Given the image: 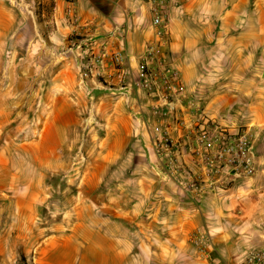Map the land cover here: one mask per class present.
Returning <instances> with one entry per match:
<instances>
[{"label": "rangeland", "instance_id": "rangeland-1", "mask_svg": "<svg viewBox=\"0 0 264 264\" xmlns=\"http://www.w3.org/2000/svg\"><path fill=\"white\" fill-rule=\"evenodd\" d=\"M54 14V0H0V264H41V244L55 234L63 242L78 234L81 249L88 237L107 247L100 220L109 203L131 207L146 191L142 177L153 176L154 164L148 148L157 152L172 121L155 113L143 89L128 101L107 82V70L83 82L81 59L92 51L85 55L87 43L78 47L85 35ZM169 161L160 174L176 169ZM48 259L55 264L54 254ZM98 259L105 264L107 255Z\"/></svg>", "mask_w": 264, "mask_h": 264}, {"label": "crops", "instance_id": "crops-1", "mask_svg": "<svg viewBox=\"0 0 264 264\" xmlns=\"http://www.w3.org/2000/svg\"><path fill=\"white\" fill-rule=\"evenodd\" d=\"M54 1V21L71 24V33L85 35L82 43L93 38L97 49L125 48L134 68L156 40L144 0ZM169 40V58L206 114L223 125L258 130L255 174L225 188L206 184L193 195L187 182L202 176L200 161L187 154L182 170L162 175L158 154L149 147L154 164L153 176L142 177L146 191L131 207L109 203L107 219L100 220L107 227V247L88 237L81 249L78 234L65 242L55 234L41 244V264H49V254L55 264H102L98 257L104 254L105 264H207L191 242L198 230L208 233L216 254L231 263L264 249V0H186L171 11ZM87 230L95 233L96 226ZM69 244L74 248L67 254Z\"/></svg>", "mask_w": 264, "mask_h": 264}, {"label": "built area", "instance_id": "built-area-1", "mask_svg": "<svg viewBox=\"0 0 264 264\" xmlns=\"http://www.w3.org/2000/svg\"><path fill=\"white\" fill-rule=\"evenodd\" d=\"M152 15L156 40L146 46L145 56L136 68L125 48L106 47L97 49L89 38L85 55L92 51L86 62L81 59L82 80L95 78L107 72V82L118 86L133 99L135 88L145 90L155 113L171 114L172 121L162 128L155 144L160 168L169 158V163L180 167L184 156L193 155L204 166L202 176L187 182L195 194H201L206 184L227 187L239 179L251 178L256 172V140L258 130L254 126L223 125L211 119L203 106L190 96L182 74L169 58V22L171 11L181 8L186 0H144ZM82 42L78 47H82ZM136 71L137 78L131 79ZM144 105H139L142 110ZM172 132H182L179 139ZM200 258L207 264H264V249L252 250L234 263L216 254L212 238L198 231L193 237Z\"/></svg>", "mask_w": 264, "mask_h": 264}, {"label": "water", "instance_id": "water-1", "mask_svg": "<svg viewBox=\"0 0 264 264\" xmlns=\"http://www.w3.org/2000/svg\"><path fill=\"white\" fill-rule=\"evenodd\" d=\"M231 1V3H234L235 2V0H230Z\"/></svg>", "mask_w": 264, "mask_h": 264}]
</instances>
